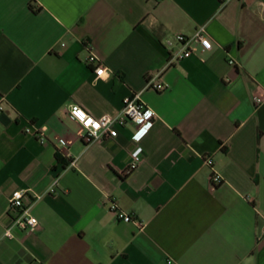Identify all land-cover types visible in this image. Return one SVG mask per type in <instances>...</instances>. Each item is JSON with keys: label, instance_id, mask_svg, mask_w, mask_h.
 Here are the masks:
<instances>
[{"label": "crops", "instance_id": "obj_1", "mask_svg": "<svg viewBox=\"0 0 264 264\" xmlns=\"http://www.w3.org/2000/svg\"><path fill=\"white\" fill-rule=\"evenodd\" d=\"M202 27L214 50L170 66L166 40ZM136 93L157 120L127 175L134 125L86 143L68 110L117 116ZM256 97L264 0H0V264H264ZM18 190L39 225L7 238Z\"/></svg>", "mask_w": 264, "mask_h": 264}, {"label": "built area", "instance_id": "obj_2", "mask_svg": "<svg viewBox=\"0 0 264 264\" xmlns=\"http://www.w3.org/2000/svg\"><path fill=\"white\" fill-rule=\"evenodd\" d=\"M222 2H225L226 0H221ZM203 40H208L211 44V48H206L204 44L202 43ZM178 44L179 48L176 51H170L169 53V65L171 66L175 62H178L183 59L190 58L191 56L197 54V53H208L214 50V44L212 40L207 36L206 30L204 27L197 30V32L192 36H187L183 34L175 35L173 38H168L166 40V47L168 49H173L174 44ZM90 62H97L98 58L96 56H91L89 59ZM232 65L234 62H230ZM107 70L103 66H99L97 70ZM96 70V76L98 79H101V77H98ZM108 77L110 76V72L108 70ZM107 77V78H108ZM103 79V78H102ZM146 89L155 90L156 92H164L166 87L160 82V75H154L148 78ZM142 93H136L131 97H127L124 100V107L121 111V113L117 116H102V117H95L89 112H87L83 107L80 105H75L79 107L85 114L86 118L91 117L94 122H98L101 127L97 132V135H92L90 131V126L85 127V125L79 121V119L74 118L71 108L68 110V117L78 123L82 130V138L86 143H93L99 140H103L106 138H116L118 136L117 127L120 126H126L128 124H132L135 127V133L142 128V124L138 123L137 121H143V123H151L152 127L150 131L153 129L157 116L154 112V115L150 119H145V114L148 112L149 109L146 108V105L142 101ZM255 102L257 105L264 104V100L261 98L256 97ZM0 110H2V107H0ZM150 131L139 141H134L137 143L136 149L131 153L132 162L127 169L126 174L130 175L134 172V170L138 167L139 163L143 160V154H144V147L141 145L142 141L146 138V136L150 133ZM28 133H31V130H27ZM36 135L40 138V140H44L42 137V134L38 131L36 132ZM41 135V136H39ZM134 137V136H133ZM60 143L63 146H66V142L64 140H60ZM137 150H140L138 152V155L134 156V153H137ZM206 163L213 167V161L210 158L206 159ZM211 182L214 185H220L222 183V177L217 171H213L211 176ZM58 185V181L54 183V186L56 187ZM53 186V187H54ZM16 192H22L23 195L17 200L14 199V194ZM28 191L18 190L12 193L10 197V211L13 214V224L6 232H10L11 235H6L7 238L12 237V229L17 228L23 232H28L34 230L38 224L34 227L29 223L30 218H35L37 221L38 219L31 214V207L28 206L25 203L26 198L28 197ZM37 198V197H35ZM38 199V198H37ZM111 211L115 215L117 220H120L125 223H136L141 229L145 227V223L142 221H138L134 218L133 215L126 213L125 211L121 210L117 204L112 203L111 204ZM264 230V228H263Z\"/></svg>", "mask_w": 264, "mask_h": 264}, {"label": "clouds", "instance_id": "obj_3", "mask_svg": "<svg viewBox=\"0 0 264 264\" xmlns=\"http://www.w3.org/2000/svg\"><path fill=\"white\" fill-rule=\"evenodd\" d=\"M202 43L206 48H211V44L208 40H203ZM98 77L107 79L108 77V70H97ZM95 83V82H94ZM72 114L74 118L79 119L80 122H82L85 127L90 126V131L92 135H97L98 130L100 129L101 125L98 122H94L91 117L86 118V114L77 106L70 105ZM154 115V112L152 109H149L148 112L145 114V119H150ZM91 121V123H89ZM138 123L142 124V128L137 132L136 135H134L133 139L137 142H139L151 129L152 125L151 123H143V121H137ZM47 130L46 128L44 129ZM140 150H137V153H134L133 155H138V152ZM23 195L22 192H16L14 194V199H19ZM29 223L33 225L34 227L38 224V221L33 217L29 219ZM5 235H11L10 232H6Z\"/></svg>", "mask_w": 264, "mask_h": 264}, {"label": "snow or ice", "instance_id": "obj_4", "mask_svg": "<svg viewBox=\"0 0 264 264\" xmlns=\"http://www.w3.org/2000/svg\"><path fill=\"white\" fill-rule=\"evenodd\" d=\"M89 123H91V121H89Z\"/></svg>", "mask_w": 264, "mask_h": 264}]
</instances>
